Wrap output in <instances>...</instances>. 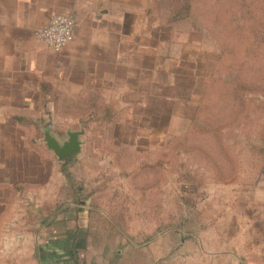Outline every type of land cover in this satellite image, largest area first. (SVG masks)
<instances>
[{"label":"rangeland","instance_id":"obj_1","mask_svg":"<svg viewBox=\"0 0 264 264\" xmlns=\"http://www.w3.org/2000/svg\"><path fill=\"white\" fill-rule=\"evenodd\" d=\"M127 5L137 11L141 43L122 57L137 71V91L126 95L123 82L114 98L56 89L22 110V98L0 89L9 94L0 98V138L32 136L3 117L8 110L40 123L42 144L45 128L58 140L83 131L81 151L58 161V172L70 173L75 190H91L94 205L98 185L110 197L115 190L122 206L113 213L137 225L148 219L145 202L162 197L171 226L212 184L256 175L264 161V0H120Z\"/></svg>","mask_w":264,"mask_h":264},{"label":"crops","instance_id":"obj_2","mask_svg":"<svg viewBox=\"0 0 264 264\" xmlns=\"http://www.w3.org/2000/svg\"><path fill=\"white\" fill-rule=\"evenodd\" d=\"M54 13L76 22L73 39L59 50L34 36ZM137 27L136 9L121 7L120 0H0V89L22 98V110L56 89L70 97L114 98L121 97L123 82L126 95L134 93L132 83L140 79L122 52L136 55ZM131 35L132 42L121 45ZM3 115L30 118L29 124L12 119V126L32 136L0 138V264H264V161L256 175L212 184L175 225L163 198L150 197L148 219L137 225L113 213L122 206L115 190L110 197L98 185L94 205L91 190L74 189L70 173L57 170V162L71 156L58 159L41 143L33 117ZM126 192L136 193L129 185Z\"/></svg>","mask_w":264,"mask_h":264},{"label":"built area","instance_id":"obj_3","mask_svg":"<svg viewBox=\"0 0 264 264\" xmlns=\"http://www.w3.org/2000/svg\"><path fill=\"white\" fill-rule=\"evenodd\" d=\"M75 27L73 17L54 13L46 25L35 31L34 36L48 47L59 50L73 39Z\"/></svg>","mask_w":264,"mask_h":264},{"label":"water","instance_id":"obj_4","mask_svg":"<svg viewBox=\"0 0 264 264\" xmlns=\"http://www.w3.org/2000/svg\"><path fill=\"white\" fill-rule=\"evenodd\" d=\"M83 131H68L62 140H58L49 130L44 131L43 141L46 148L58 159L75 155L81 151Z\"/></svg>","mask_w":264,"mask_h":264},{"label":"trees","instance_id":"obj_5","mask_svg":"<svg viewBox=\"0 0 264 264\" xmlns=\"http://www.w3.org/2000/svg\"><path fill=\"white\" fill-rule=\"evenodd\" d=\"M179 15V13H177ZM17 122H20V123H27L29 124L30 121V118H27V117H20V116H14L13 118H11Z\"/></svg>","mask_w":264,"mask_h":264}]
</instances>
